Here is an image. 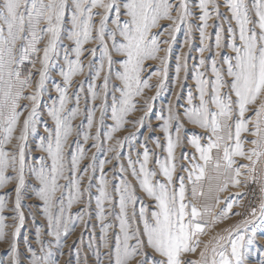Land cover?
Instances as JSON below:
<instances>
[{"label": "snow or ice", "instance_id": "6c2138e0", "mask_svg": "<svg viewBox=\"0 0 264 264\" xmlns=\"http://www.w3.org/2000/svg\"><path fill=\"white\" fill-rule=\"evenodd\" d=\"M93 220L77 264H249L264 229V0H0V264H60Z\"/></svg>", "mask_w": 264, "mask_h": 264}, {"label": "rangeland", "instance_id": "374dc122", "mask_svg": "<svg viewBox=\"0 0 264 264\" xmlns=\"http://www.w3.org/2000/svg\"><path fill=\"white\" fill-rule=\"evenodd\" d=\"M223 11V9H222ZM211 23H215V21H212ZM210 31H212L213 33L215 32V29H210ZM183 41H184V33H183V29L181 30L180 33L177 34V40L176 43L173 46V57L172 59L169 61V73H168V81H167V88L166 90L161 94L160 97H158L156 99V101H154V108H153V113L150 114L149 116V121L152 123L153 127L157 126V122H156V115H158L161 110L163 108H166L169 99L173 98V80L175 77V55H177L181 48L183 47ZM67 43V42H66ZM199 47V37H198V33H196L194 35V40H193V52L190 55L189 58V65L191 66V64L194 62L191 57L192 56H196V51L195 49ZM185 51H187V49L185 48ZM37 67H39V64L37 65ZM54 79L50 80L49 83V88H51V85L53 83H58L61 82V78L56 75V70H53L52 73ZM183 75V74H182ZM77 80H81L84 79L86 81L85 83V87H87V78L86 77H77ZM154 82V81H153ZM192 79H191V73H189V78L188 81L184 84V88L181 90L179 87L176 88V91L180 92L181 95V99L179 101H177V103H183V97L186 96L187 94V90L190 86H192ZM154 91L149 93V95H153ZM56 96V93L54 91L51 92V96H49L48 94H45V96L43 97L42 103H50L51 102V98H54ZM26 103V102H24ZM83 106V105H82ZM76 123H79V120L76 121ZM86 123V121H85ZM41 132H42V126H41ZM148 132V128H147V123L145 125L144 128H142L139 132H137V142H142L144 139V135ZM193 132H199V129H194L192 126L188 125L186 127V134L187 135H191ZM126 133H120V135H125ZM151 136H162L161 133L159 132H154L151 133ZM151 146V145H150ZM127 146H125V148L122 150V154H127ZM39 155V154H37ZM97 158L99 159H104V154L101 153H97ZM85 164L88 163V161L84 162ZM115 163V162H114ZM111 165H108L107 168H111ZM98 175V173H97ZM115 176L119 177V172L114 173ZM118 181H113V183H116ZM93 184H95V180H93ZM253 188L255 186H252ZM239 191L238 189H231V192L235 193ZM229 196L228 192L225 193H221V197H226ZM231 198V197H229ZM249 198H253L251 195V190H250V195ZM25 205V212L27 215L28 209H27V205L32 203L31 200H25L24 202ZM238 210V209H237ZM75 211V209H74ZM95 212V204L93 201V215ZM237 219H239L238 217H232L231 219H229L228 221H225L223 224L220 225V227H227L229 224L234 223ZM28 223L25 225V227L22 229L21 231V235L18 238L19 242L21 243V247H23V239L24 236L27 235L29 236V238H32V234H33V227L31 225V217H28ZM41 221L38 219L37 220V224H39ZM95 220L91 221L89 223L88 228L85 229H81V228H77L76 232L73 234V236L69 237L67 240L68 245H70V247H65L63 248V252L64 255L60 256L59 254H57V258L60 261V264H77V248L78 247H84L85 249H87V245L89 243V240L91 238V233H92V225L95 224ZM83 231V245L80 244L79 240H77V237L80 235V232ZM96 235L97 237L99 236V225L96 224ZM258 239L256 244L253 246V248L250 251L248 260H249V264H261V261H264V229H261L258 231L257 233ZM205 239H207V237H205ZM73 241H76L75 243ZM4 248H6V245L3 246ZM0 258H4L6 259V252L4 251H0ZM94 259V258H93Z\"/></svg>", "mask_w": 264, "mask_h": 264}]
</instances>
